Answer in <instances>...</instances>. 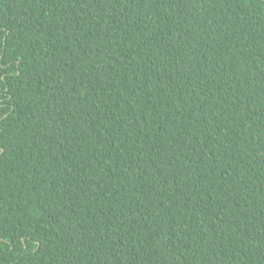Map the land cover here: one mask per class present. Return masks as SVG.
Returning <instances> with one entry per match:
<instances>
[{
	"label": "trees",
	"instance_id": "1",
	"mask_svg": "<svg viewBox=\"0 0 264 264\" xmlns=\"http://www.w3.org/2000/svg\"><path fill=\"white\" fill-rule=\"evenodd\" d=\"M0 264H264V0H0Z\"/></svg>",
	"mask_w": 264,
	"mask_h": 264
}]
</instances>
